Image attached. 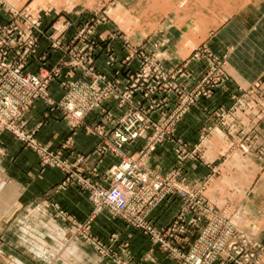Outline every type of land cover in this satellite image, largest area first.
Instances as JSON below:
<instances>
[{
	"label": "rangeland",
	"instance_id": "1",
	"mask_svg": "<svg viewBox=\"0 0 264 264\" xmlns=\"http://www.w3.org/2000/svg\"><path fill=\"white\" fill-rule=\"evenodd\" d=\"M57 1L82 3L83 14L88 18L79 22L57 16L46 27L47 13L37 14L30 8L15 11L0 0V12L7 9L9 17L8 23H0V35L11 26L23 31L29 28L35 37L38 35L39 46L50 30L49 48L63 56L54 68L41 71L38 76L54 72L63 63L78 67L71 72L65 66L51 81L68 79L62 83L63 96L59 100L51 97L49 86L51 103L62 106L68 96H74L75 105L82 107V123L74 128L72 121L64 117L67 124L100 139L97 155L115 158L116 163L102 175L94 176L95 165L89 172L84 168L88 157L70 163L55 150L60 152L62 162L44 165L37 152L25 147L12 133L0 137V158L5 155L2 137L9 135L25 151L33 153L42 168L63 173L61 164H64L69 173H82V182L84 177L88 181L85 185L75 180L64 187L63 181L57 190L74 185L86 197L88 186L106 188L115 183L110 172L123 161L139 164L151 186L160 185L157 191L152 187L150 194L162 199L148 214L152 234L145 235L125 225L147 238L152 249L175 264H264V0ZM66 23H74L75 27L65 28ZM107 26L113 32L109 33ZM99 28L108 33L96 35ZM70 29H75V34L65 43L63 37ZM81 29H90L91 33L82 32V41H77L76 33ZM118 39L125 53L121 58L112 47ZM67 47L70 52L65 50ZM99 48L114 79L96 69ZM36 54L37 49L32 57ZM174 57L182 59L177 66H164V62ZM193 65L200 69L195 71ZM90 69L102 79L98 85L93 83ZM122 78L127 80L124 91L120 89ZM206 78L209 88L205 97L183 113L187 99L181 98ZM169 93L170 103L166 101ZM138 94L141 101L135 100ZM205 101H213V106L204 111L199 109L203 117L197 113L192 117L189 123L196 129L177 132V125L186 115L194 107L202 108ZM37 102L51 109L45 101H36L32 109ZM111 105L122 115L115 122L106 120L111 124L109 129L86 126L85 120L92 113L105 117L112 114ZM137 111L143 113L142 124L149 127L148 135L143 132L137 139L117 147L118 139L113 133L120 130L127 136L124 128L129 121L122 122ZM173 112L179 119L167 122ZM155 113L160 120L153 117ZM26 128L35 131L37 143L52 150L38 140L37 129ZM155 136L161 142L147 153L145 148ZM104 138L110 147L102 150ZM165 142L171 147L167 150L174 154V161L161 174L154 170L151 159ZM138 143H141L138 148L127 153ZM188 173L196 178H189ZM92 177L98 180L93 181ZM15 197L11 188L0 181V264H138L128 251L126 239L109 232L112 226L94 225V219L103 211L115 219L110 210L104 209L78 223L57 205H52L55 211L36 204L20 206ZM170 199L181 203L179 213L172 223L155 227L152 213ZM180 216L183 217L179 226H184V230L174 225Z\"/></svg>",
	"mask_w": 264,
	"mask_h": 264
},
{
	"label": "crops",
	"instance_id": "2",
	"mask_svg": "<svg viewBox=\"0 0 264 264\" xmlns=\"http://www.w3.org/2000/svg\"><path fill=\"white\" fill-rule=\"evenodd\" d=\"M6 7L20 11L22 9L30 8L38 13H47L46 27H49L51 21L57 16H65L71 20L81 22L82 19H87L88 15L83 14L82 3L78 2H61L57 0H4ZM76 9V11H74ZM81 9V10H80ZM79 11V12H78ZM57 19V18H56ZM9 22L8 10L4 9L0 12V23L6 24ZM109 33L112 31L110 27H105ZM50 31V30H49ZM40 40L37 48V54L29 60L26 67V72L30 74L38 75L41 71H49L54 68L63 54L59 51H53L49 48L47 36ZM113 32V31H112ZM104 32L102 28H99L96 35ZM75 34V29L67 31L63 37V41L67 43ZM97 39V38H96ZM113 52L121 58L125 53L122 47L121 41L118 39L112 43ZM14 56V54H13ZM182 59H170L164 62V66H177ZM107 59L103 50L99 48L98 55L96 56L95 65L98 72L104 74L108 79H114L113 71L107 65ZM132 69L135 68L133 65ZM193 69L198 71L200 68L197 65H193ZM68 79L54 81L50 85L51 97L55 100H59L63 96V84ZM127 88V80L120 79V89L124 91ZM171 93L167 94L168 103L171 100ZM220 96V95H218ZM141 95L138 94L135 100L141 101ZM215 98V96H214ZM112 114L105 117L99 113H92L85 120V124L88 127H94L96 125L109 129L111 124H108L106 120L115 122L120 118L122 113L111 105ZM202 108L194 107L189 114L177 125L176 131H191L196 129L191 123L192 117L195 114H200L203 109L206 110L209 106H213V101H205ZM165 108V106H164ZM201 111H200V110ZM167 110V109H166ZM160 115L153 114L155 119L160 120ZM29 129H37L38 140L47 145L52 150L60 151L62 158L70 163L76 161L79 157H88V164L84 165V168L89 172L92 166H96L93 169L96 174L94 176L102 175L108 168L116 163V159L110 156L99 158L97 155V146L100 143V139L85 132L82 128L72 129L66 122L63 114L60 111H50L42 102H37L34 108L26 116ZM176 132V133H177ZM167 142L164 145L158 147L157 151L152 155L151 163L155 171L159 173L167 172L173 165L174 154L167 149H171L167 146ZM141 145L135 144L131 146V150L127 153L133 152ZM2 146L4 149V156L0 158V181L4 184V187L11 188V191L15 193V203L20 206L26 205H40L42 208L48 211H55L52 205H57L62 208L70 218L74 219L78 223H83L90 219L92 215V206L88 202V199L78 187L72 185L67 189L57 190L58 186L65 180L66 175L54 168H42L39 165L37 157L30 152L23 149L22 145L15 141L11 136L4 135L2 137ZM130 147V146H129ZM129 147H127L129 149ZM127 148H125L127 150ZM94 160V162H93ZM161 173V174H162ZM188 177L194 179L188 173ZM91 180L97 181L98 179L92 177ZM8 195V194H7ZM181 203L179 200H167L160 205L151 215V221L155 227H163L176 218ZM94 220V225L112 226L109 228L110 233H116L119 237L126 239L128 245V251L133 259L138 264H175L170 259L166 258L160 251H156L151 248L148 243V239L145 238L140 232L127 227L125 223L117 217L113 219L108 212L103 211ZM93 220V221H94ZM92 221V222H93Z\"/></svg>",
	"mask_w": 264,
	"mask_h": 264
},
{
	"label": "built area",
	"instance_id": "3",
	"mask_svg": "<svg viewBox=\"0 0 264 264\" xmlns=\"http://www.w3.org/2000/svg\"><path fill=\"white\" fill-rule=\"evenodd\" d=\"M67 26L75 27V24L66 23L65 28ZM82 32L88 35L91 33V30L88 29L86 31L85 29H81L76 33L75 40L82 41ZM36 33L40 32L37 30ZM12 36H15V38H12ZM36 37L30 32L29 28L27 31H23L16 26L9 27L0 35V137L4 133H12L25 147L35 150L44 165L60 164L62 162L60 152L49 150L40 143H37L34 138L35 131H27L26 127H28V124L26 116L30 113L36 101H45V103L51 105L50 110L52 112L60 111L64 117L70 119L72 121V124L70 123L72 127L79 126L82 123L83 113L82 107L75 105V97L68 96L66 103L60 106L62 103H51L52 100L48 95V88L51 81L60 75L61 70L65 69V66L69 67L71 72L77 71L78 67L74 64L69 65L63 63L50 74L44 73L38 76L25 73L28 60L36 53L38 46V41L36 40H38V35ZM10 40L13 43L9 44L6 42ZM53 46L60 47L59 44H54ZM65 50L69 51V48L67 47ZM12 53L15 56L11 57ZM89 71L95 85L102 82L99 76L93 74L92 69ZM145 80L147 79H143V81ZM208 85L209 82L206 78L198 88L181 98L182 101L187 99L183 106V113H185L188 107L194 105L198 99L205 97V90L209 88ZM172 115L168 117L167 122H175L180 117L176 114ZM127 121L129 122L126 123ZM122 123L126 126L124 132L128 133V137L123 135L120 130H116L114 133L111 132L118 139L117 147H121V145H124L128 141L137 139L143 132L147 134V131L150 130L149 127H143V113L140 111L126 117ZM160 140L157 136L153 137V141L148 143L145 148L147 149V153L152 152L156 145L161 142ZM101 147L102 150L103 147H110L106 139L103 140ZM117 147L114 145V149H118ZM61 167L64 171L63 173L66 174L65 182L63 183L64 187L69 184V181L76 182L75 180H78L81 186L88 182L85 177L82 182V173H69L64 164H61ZM73 177L74 179H72ZM113 177L116 179V182H113L109 187L98 188L88 186L89 195L87 198L92 206V215L96 216L102 210L108 209L118 219L137 230H141L145 235L152 234L151 227L147 222L148 214L152 208L159 204L162 198L160 200L155 199L150 192H152V187L154 191H157L160 185L151 186L149 178L142 171L141 166L128 160L123 161L121 166L110 172L111 180H113ZM182 217L180 216L174 225L184 230V226H179Z\"/></svg>",
	"mask_w": 264,
	"mask_h": 264
}]
</instances>
